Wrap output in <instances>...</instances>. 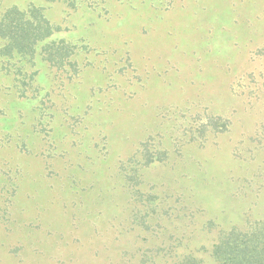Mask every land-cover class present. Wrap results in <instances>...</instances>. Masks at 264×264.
I'll use <instances>...</instances> for the list:
<instances>
[{
  "label": "rangeland",
  "instance_id": "obj_1",
  "mask_svg": "<svg viewBox=\"0 0 264 264\" xmlns=\"http://www.w3.org/2000/svg\"><path fill=\"white\" fill-rule=\"evenodd\" d=\"M31 1L42 2L0 6ZM49 12L91 50L77 55L79 78L49 88L54 129L30 136L36 155L1 146L11 129L22 139L29 125L12 116L30 106L0 72V264H163L184 206L197 212L193 246L209 241L203 219L264 216V0H83ZM218 116L227 130L204 129ZM147 141L168 157L140 167L139 200L120 167Z\"/></svg>",
  "mask_w": 264,
  "mask_h": 264
},
{
  "label": "trees",
  "instance_id": "obj_2",
  "mask_svg": "<svg viewBox=\"0 0 264 264\" xmlns=\"http://www.w3.org/2000/svg\"><path fill=\"white\" fill-rule=\"evenodd\" d=\"M82 1L42 0L41 3L31 1L24 8L17 4L3 8L0 6V72L12 77L13 83L10 87L15 88L18 96L15 103L30 106L28 112L21 108L19 114L15 112L12 116L20 125L24 122L29 125V129L24 130L22 139H15V135L11 134L14 131L11 129L9 134L2 138L1 146L15 147L19 151H25L27 155H36L35 150L40 148L31 141L30 136L38 131L36 130L38 126L42 125L46 128L47 124L51 126L54 122L52 121L54 116L49 112L56 103L51 99L50 95L53 92L49 88L58 84L66 85L65 80L79 78L81 67L77 55L91 50L90 43L84 35L75 36L74 32L70 33L68 31L70 28L52 18L49 11L58 2L77 9ZM47 66L53 69L47 71L44 68ZM13 106L12 104L9 107ZM3 108L0 107V114L2 112L5 114L8 110ZM31 111L34 114L28 123L27 117ZM230 122L225 116H218L217 119L210 117L204 129L210 126L217 130V133L223 132L231 125ZM64 124V121H60L57 123V128H63ZM53 129L54 126H51V131ZM142 146L144 148L140 157L137 154L129 157L130 162H127L130 165L129 170L125 165L120 167L126 183L132 188L133 196L139 200L140 198L143 200L144 197L138 189L143 180L139 173L140 167H147L155 162H165L168 157L166 151H152L150 141L143 143ZM157 199L159 198L154 194H149L147 197L151 202ZM184 208L185 231L180 237L169 235L165 249H162L165 251L163 254L166 255L163 264H264V216L254 218L247 214L241 219V223L230 225L213 217L203 219L200 228L202 239L207 236L209 241H201L193 246L191 244L196 242L197 238L189 223L190 217L197 212L194 210L189 212L185 206ZM185 245L188 246L183 249L182 246ZM155 252L160 253L161 249L158 248L157 251H153Z\"/></svg>",
  "mask_w": 264,
  "mask_h": 264
}]
</instances>
